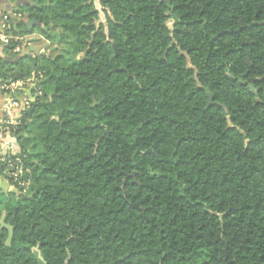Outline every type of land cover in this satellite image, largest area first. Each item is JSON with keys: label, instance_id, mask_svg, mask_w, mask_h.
<instances>
[{"label": "trees", "instance_id": "trees-1", "mask_svg": "<svg viewBox=\"0 0 264 264\" xmlns=\"http://www.w3.org/2000/svg\"><path fill=\"white\" fill-rule=\"evenodd\" d=\"M30 1L51 48L0 64L41 93L0 264H264V0H102L106 35L87 0Z\"/></svg>", "mask_w": 264, "mask_h": 264}, {"label": "built area", "instance_id": "built-area-1", "mask_svg": "<svg viewBox=\"0 0 264 264\" xmlns=\"http://www.w3.org/2000/svg\"><path fill=\"white\" fill-rule=\"evenodd\" d=\"M11 25L8 22V18L5 15L3 17V22L0 24V48L9 47L11 44L18 43L22 40L19 37L12 35ZM34 84V88L37 96H40L41 93L39 90H36L38 80L34 78L31 81ZM22 86L21 81L4 83L0 81V92L6 95L7 103L4 107L5 118L0 122V139L7 150V155L4 157L2 162H5L9 169V177L11 178L12 184L8 182L9 185L16 188L20 193L25 194L29 185L28 181H22L21 176L24 171L23 166L21 165L20 152H16L15 149L18 146L16 140L10 135L11 126H16L18 121H12L11 111L18 107V102L16 101V91ZM21 116V115H20Z\"/></svg>", "mask_w": 264, "mask_h": 264}, {"label": "crops", "instance_id": "crops-1", "mask_svg": "<svg viewBox=\"0 0 264 264\" xmlns=\"http://www.w3.org/2000/svg\"><path fill=\"white\" fill-rule=\"evenodd\" d=\"M16 0H7L6 2H0V24L3 22V17L6 15L5 8L9 7L10 4H13ZM23 8V7H22ZM13 28V27H12ZM25 28V27H24ZM18 27L13 28V30L17 33L16 37L21 38L22 40L18 41V45L14 47L13 50L9 51V47L4 48L5 54H21L25 53L26 56H34L40 54H50L51 43L45 39L44 36L38 34L36 31L33 33H25L23 35L18 34ZM26 31V30H25ZM2 60L0 59V64H2ZM35 77L32 76L30 79L26 81H21L22 86L16 91V101L18 102V107L14 108L11 111V119L12 121H17L21 115V113L26 110L30 103H32L36 99V91L34 88V84L31 81ZM21 100V102L18 101ZM7 103V97L5 94L0 92V122L5 118L4 107ZM16 152H20L19 146L15 149ZM7 155V150L3 146L0 139V163H2L4 157ZM2 182L8 183L7 179L4 176L0 177ZM1 195L13 194L11 192H7V194H3L0 190Z\"/></svg>", "mask_w": 264, "mask_h": 264}, {"label": "water", "instance_id": "water-1", "mask_svg": "<svg viewBox=\"0 0 264 264\" xmlns=\"http://www.w3.org/2000/svg\"><path fill=\"white\" fill-rule=\"evenodd\" d=\"M6 1L7 0H0V2H6ZM99 1L100 0L95 1V4L97 6H100ZM31 5H32V3L30 0H16V2H14L13 4H10L9 7L5 8L4 11H5L6 16L8 18V22L10 23V25L13 28H16L22 24L25 26V30L27 33H29L35 27L44 28V25L42 23H40L36 20H29L28 16L24 15L22 13V7L31 6ZM101 19H102V17H101ZM102 20H104V19H102ZM105 30L107 31V26L105 27ZM178 51L180 52L181 56L185 57L187 69L194 70V77L196 79L198 73H197L196 69L192 66V64L190 62V58L188 57L187 53L182 52L179 49H178ZM25 56H26V54L23 52V53L15 56L14 58L8 57L5 55L4 49L0 48V59L2 60L3 63H6V64H15L19 59H21ZM207 97H208V101H207L208 106L217 105L219 107H222L221 104H217L213 101V96L211 95V93L207 92ZM18 101L21 102V100H19V99H18ZM52 120L57 121L58 119L56 117H53ZM227 123H228V128H234V126H232L230 123L229 117H227ZM0 190L3 192V194H7V192H11L16 196L26 197L25 194L20 193L16 188L9 185L8 183L2 182L1 180H0ZM0 228L5 229L8 232V238L6 241V245L9 246L11 241H12L13 227H11L10 225L5 223V213H3L2 217L0 218ZM34 251L37 253L38 258L40 260H42L41 256H40V252L38 251V249L35 248Z\"/></svg>", "mask_w": 264, "mask_h": 264}, {"label": "flooded vegetation", "instance_id": "flooded-vegetation-1", "mask_svg": "<svg viewBox=\"0 0 264 264\" xmlns=\"http://www.w3.org/2000/svg\"><path fill=\"white\" fill-rule=\"evenodd\" d=\"M95 1L96 0H87V2L92 5L93 11L96 12V17L94 19L93 25H94L95 30H96L97 27L100 28L102 26L103 34L106 35L105 27L107 26V17H110V13H109L108 9L105 6H103L102 0L99 1V5L100 6H97L95 4ZM101 17L104 20H102ZM168 17H169V19L166 22V25H167L168 22H170L171 26H172L173 25V20L170 18V15H168ZM176 46H177V44H176L175 40H172L171 43H170V47H174L178 51L179 48L176 47Z\"/></svg>", "mask_w": 264, "mask_h": 264}, {"label": "rangeland", "instance_id": "rangeland-1", "mask_svg": "<svg viewBox=\"0 0 264 264\" xmlns=\"http://www.w3.org/2000/svg\"><path fill=\"white\" fill-rule=\"evenodd\" d=\"M103 19V18H102ZM167 26L169 27V28H171V23L170 22H168L167 23ZM61 48L62 47H60V46H58V50H61ZM79 57V56H78ZM0 201H2V195L0 194Z\"/></svg>", "mask_w": 264, "mask_h": 264}]
</instances>
